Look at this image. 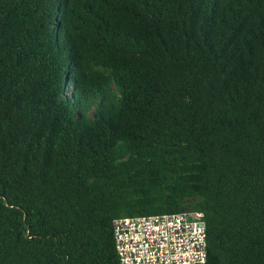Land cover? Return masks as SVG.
<instances>
[{
  "label": "trees",
  "instance_id": "obj_1",
  "mask_svg": "<svg viewBox=\"0 0 264 264\" xmlns=\"http://www.w3.org/2000/svg\"><path fill=\"white\" fill-rule=\"evenodd\" d=\"M183 211L264 264V0H0V264H120L115 219Z\"/></svg>",
  "mask_w": 264,
  "mask_h": 264
},
{
  "label": "built area",
  "instance_id": "obj_2",
  "mask_svg": "<svg viewBox=\"0 0 264 264\" xmlns=\"http://www.w3.org/2000/svg\"><path fill=\"white\" fill-rule=\"evenodd\" d=\"M113 228L120 264H208L203 212L122 217Z\"/></svg>",
  "mask_w": 264,
  "mask_h": 264
}]
</instances>
